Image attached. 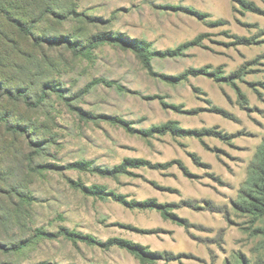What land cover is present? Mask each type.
<instances>
[{
    "label": "rangeland",
    "instance_id": "obj_1",
    "mask_svg": "<svg viewBox=\"0 0 264 264\" xmlns=\"http://www.w3.org/2000/svg\"><path fill=\"white\" fill-rule=\"evenodd\" d=\"M6 9L33 36L0 16V246L26 244L0 249V264H141L107 248L113 238L169 254L154 264H264V215L251 206L262 195L253 172L264 142V0H7ZM106 35L121 39L86 50ZM201 35L181 56L153 59L152 73L124 42L165 52ZM190 69L207 72L161 77ZM7 92L47 99L31 107ZM169 121L191 132L143 133ZM126 158L151 166L116 179L73 168L113 170ZM79 183L156 200L173 216L86 196Z\"/></svg>",
    "mask_w": 264,
    "mask_h": 264
},
{
    "label": "trees",
    "instance_id": "obj_2",
    "mask_svg": "<svg viewBox=\"0 0 264 264\" xmlns=\"http://www.w3.org/2000/svg\"><path fill=\"white\" fill-rule=\"evenodd\" d=\"M243 4L244 6H246L245 2H243ZM6 6H7V0H0V16L4 18L11 25H14L23 35L33 36L31 27H26L25 23H22L18 19L13 18L8 13V11H6L7 10ZM196 15L200 16L201 18L206 17L205 15L198 13H196ZM212 24L219 25L220 22L215 21ZM204 37H205L204 35H201L192 41L180 45L176 49H171L165 52H155L154 50L151 49V45L145 40L126 39L124 40V42H125V46L136 54V56L142 63L143 67L146 70H148L150 73H152L153 59L179 57L183 54L184 51L188 50L189 48H192L194 46H199L202 43ZM120 39L121 38L118 36L106 35L104 37L95 39L91 43L90 47H88L86 50H90V48H96L104 43L119 42ZM51 44L56 45L57 43L53 42ZM64 44H66L69 48L76 50L78 52L77 47L74 45V43L71 42V40H65ZM85 52L86 51H82L81 53L79 52L78 53L83 55L85 54ZM203 72H207V71L204 69H190L179 76L161 75V77L167 83L178 84L188 79L189 76L202 74ZM53 91L61 94V91H59L58 89H54ZM7 94L15 100L23 99L27 103V105L31 107H38L47 99V94L45 92L41 95L40 99L35 103H31L29 101V98L26 96V94L22 92H18L15 95H13L10 92H7ZM7 130L14 133H23V130L18 127H7ZM190 132H191L190 130H185L181 128L175 121H169L159 126H153L148 131H143V133L148 136H154L156 134L165 135L168 133L177 136H184L189 134ZM207 132H211V131L208 130ZM256 158H257V162L255 163L256 171L253 172L255 173L253 178V184L254 187L259 190L258 193L260 192V194L262 195L254 197L256 202L251 203V206L255 208L254 210L261 213V215H264V142L262 146L259 147ZM28 160L30 164L31 163L34 164L35 162L33 157H29ZM149 166H151V163L147 160L140 158H126L120 165L115 166L113 170H101L98 168L92 169L91 163L88 161L77 162L73 165V168L77 169L78 171H87V172L95 173L105 178L116 179L121 175L128 174L131 169H138ZM160 167H163V165L161 164L155 165V168H160ZM76 186L86 196L95 197L100 200H106L112 198L115 201L126 204L131 208L156 209L160 211L161 214L165 217L173 216L172 213L168 212V207H169L168 205L159 204L156 200L153 199L147 201L129 202L126 201L124 196L118 195L114 191L108 190V188L103 185L86 186L82 183H79ZM63 233L66 236L70 237L71 240L81 241L89 245L96 244L95 239L90 235H83L79 233L69 232L67 230H64ZM25 246L26 244L23 243L17 247L11 248L10 250L2 248L1 246L0 249H5L7 251H11V250L19 251L24 249ZM106 246L107 248H110L112 246H118L120 248L126 249L129 253H131L137 259H139L141 264H154L157 260L168 259L167 256L169 255V254L167 255L166 253L149 252L146 250V248H143L133 243L132 241L126 239H119V238L110 239L106 244Z\"/></svg>",
    "mask_w": 264,
    "mask_h": 264
}]
</instances>
